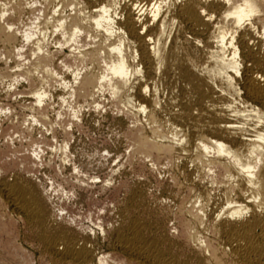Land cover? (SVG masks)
I'll list each match as a JSON object with an SVG mask.
<instances>
[{
  "label": "bare ground",
  "instance_id": "1",
  "mask_svg": "<svg viewBox=\"0 0 264 264\" xmlns=\"http://www.w3.org/2000/svg\"><path fill=\"white\" fill-rule=\"evenodd\" d=\"M3 57L27 63L13 81L28 82L34 122L58 65L86 70L68 94L81 105L112 87L131 155L94 236L52 200L38 151L0 146V264H264V0H0ZM9 117L1 135H24Z\"/></svg>",
  "mask_w": 264,
  "mask_h": 264
},
{
  "label": "rangeland",
  "instance_id": "2",
  "mask_svg": "<svg viewBox=\"0 0 264 264\" xmlns=\"http://www.w3.org/2000/svg\"><path fill=\"white\" fill-rule=\"evenodd\" d=\"M177 1L180 2L181 0ZM119 2L121 6H124L129 3L130 0H119ZM20 27H24V25L21 24ZM189 31L190 30L188 29L187 35L190 36ZM198 45L200 49V46L202 45ZM51 47L54 46L52 45ZM54 49L55 48H53V50ZM65 53H68V51L65 50ZM12 60L6 58L4 59V57L0 60V68L4 69L9 67L12 75L11 77L0 79V126L7 127L8 122L5 118H8L9 116V118L14 120H12L13 124L21 126L22 131H24V129L26 131H31L36 126L43 132L40 133L41 135L38 133L35 134L36 138L42 143H32V139L30 138L31 136L28 135V132L26 131H24V135H21L20 133H14L13 129H9L8 133L10 132V135H6L8 138H4L5 136L0 133V146L2 147V145L8 144L11 145L12 149H18L23 146L22 152L17 155L18 157L31 154L33 150L38 151L39 156L37 161L39 163H37L40 164L39 167L41 168H38L40 175L38 173L37 176L43 177L44 181L46 180L45 182L47 185L54 184L51 188L52 190H50V193L54 195V197H51L52 200L54 199L55 202H61L62 204L67 205L71 210V214L80 215L77 220L83 224V228L86 230L89 229L88 232H93L92 235L94 236L96 233L97 235L99 233V236H101V232H99L100 229H98L99 224L101 223L100 217L102 218L105 216L108 213V210L105 208L103 212V210H99L96 204L105 199V192L107 193V189L110 188V185H113V178L117 177L120 173H122V171H125L127 168L126 162L131 155V149L127 147L126 143L117 138V130L115 127L113 128L114 125L111 120L114 118V112H118L114 111L109 116V111L106 110L109 108L108 104L110 105L112 101H114L113 99L117 97L112 93L113 88L111 87L112 91L110 87H106L107 89L105 88L104 91H101L100 95L96 99L97 103L94 102L89 105H81L80 103H77L74 98H70L68 94L70 92V88L75 86L73 71H75V69L80 71L82 68L74 67L68 69L62 66V64L61 67L58 65V72L56 73L55 71L53 76H50L53 81L50 80V83H48L49 88L53 87L51 90L48 89L51 91V96H55L46 98V101L41 104L44 107L47 105L49 108H47V117H45V120H49V124L47 123L46 125L45 122L47 121H44L43 123L34 122L32 116L39 107L37 104L32 103L34 102V98L30 93L31 91L29 90L30 88L28 82L21 78L18 82L13 81L14 75L19 74L18 72H20V70L23 69V66L25 67L27 63L26 61L23 62V59L17 58V62L21 61L20 66L22 68L20 67L19 69V67H14L16 63H13L15 60ZM85 71L86 70L83 69L81 73H84ZM67 81L68 83H66ZM61 84L69 85L66 88ZM60 94L61 96H59ZM43 106H40V108ZM116 113V120L119 118L120 123L122 124V121L124 123L125 121L121 117V113H118V115ZM96 116H100L99 119ZM20 122H22V124ZM30 122H32V124L34 123L35 126H33V128H31L32 124ZM51 122L53 123V126H50ZM51 128L53 130L55 129L58 133L56 134L58 135L56 136V139H53L52 137L53 132L51 131ZM47 129L50 130L47 131ZM63 130L68 133H65V131L63 132ZM64 133L68 135H65ZM42 135H45L47 139L50 138V142L44 143V141H42L44 140L42 139ZM67 141L69 142L66 143ZM66 144L69 148L67 151L69 152V158L64 155L61 150H59V147H63ZM89 166L90 168H88ZM62 168L64 170H62ZM57 170L60 171V173ZM45 171L46 173H44ZM110 179L112 180L109 181ZM104 186L107 188H103ZM53 189L56 192L53 191ZM90 211L91 216L87 217ZM105 211L107 212L105 213ZM100 238L101 237H99V240ZM99 240L98 242L101 248L98 246V253H107V248Z\"/></svg>",
  "mask_w": 264,
  "mask_h": 264
}]
</instances>
